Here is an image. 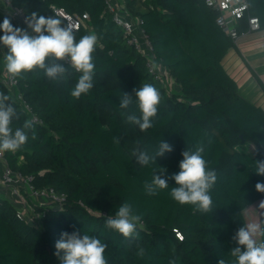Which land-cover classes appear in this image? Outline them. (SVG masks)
Listing matches in <instances>:
<instances>
[{"label": "trees", "instance_id": "1", "mask_svg": "<svg viewBox=\"0 0 264 264\" xmlns=\"http://www.w3.org/2000/svg\"><path fill=\"white\" fill-rule=\"evenodd\" d=\"M122 1L140 18L156 61L179 91L169 92L149 72L146 58L127 43L113 21L106 0H11L27 16L35 12L65 22L56 9L74 16L87 12L89 18L75 31L76 40L95 34L98 42L94 88L79 99L71 91L80 73L70 65L71 75L62 84L49 81L40 70L15 77L18 91L43 123L33 122L3 83L7 49L3 46L4 55L0 51V92L10 97L19 114L13 127L30 120L37 135L33 140L30 133L16 152H5L7 162L14 171L31 176L35 187L53 188L66 197L44 206L24 192L39 214L30 221L18 214L14 201L0 195V264H60L55 243L61 233L73 231L105 243L107 264H169L173 259L176 264H218L221 259L231 264L230 251L237 246L231 238L247 224L245 210L264 199L255 189L256 183H264V176L255 173L256 161H264V107L241 93L224 65L229 51L238 46L217 23V11L205 0ZM248 1L240 33L248 32V16L258 17L257 30H264V0ZM6 17L20 27L0 9V23ZM144 83L159 90L162 102L153 127L141 131L121 114L139 115L138 109H121L119 102L122 93L134 96L133 89ZM162 139L174 145L172 153L147 166L136 162L134 149L153 155ZM198 143L205 147L208 167L217 173L211 190L214 211L208 214L194 212L170 195L177 186L170 177L180 170L181 153ZM154 174L168 177L169 186L147 195L144 185ZM125 202L141 216L136 238L105 226ZM259 221L264 228V208ZM257 243H264V235ZM140 247L146 251L143 258L137 255Z\"/></svg>", "mask_w": 264, "mask_h": 264}, {"label": "clouds", "instance_id": "2", "mask_svg": "<svg viewBox=\"0 0 264 264\" xmlns=\"http://www.w3.org/2000/svg\"><path fill=\"white\" fill-rule=\"evenodd\" d=\"M25 24L27 28L15 27L7 17L0 23V32L3 33L0 36V45L7 49L4 56L7 72L17 77L23 73L40 70L49 81L62 84L66 83L71 75L66 66L70 65L75 72L80 73L71 96L79 99L82 94H88L94 88L93 53L98 42L97 36L88 34L77 41L76 29L72 23L55 16H38L35 12L25 18ZM133 92L134 96L122 93L119 107H135L139 115L136 111L121 114L128 124L146 131L153 127L162 96L150 83H144L138 89H133ZM9 101L10 97L0 92V152H16L21 149L28 141L30 133L33 140L37 138L30 120H25L22 126L13 127V122L19 119V114ZM114 142L119 144L120 139L114 137ZM173 151L174 145L162 139L153 155L138 148L133 150L132 155L138 164L147 166ZM204 152L203 143H198L194 150L189 148L181 153L183 159L179 163L180 170L170 177L177 185L172 187L170 195L181 205H191L194 212L208 214L214 211L211 190L217 181V173L208 167ZM163 172H166V169L161 173ZM255 173L264 176V161H256ZM168 186V177L154 174L151 182H146L144 188L147 195H155L157 189H165ZM255 189L264 193V183H256ZM259 207L264 208V201L260 202ZM140 221L141 216L135 214L131 204L125 202L119 206L114 216L107 218L105 226L125 238H136L139 236L137 226ZM257 234L264 235V228L256 223L244 224L236 230L231 238L237 245L230 251L233 258L231 264H264V243H257ZM106 248L107 245L98 238L81 235L78 231L63 232L55 243L54 255L60 264H107L104 255ZM137 255L143 258L146 255L145 249L140 247ZM169 264H176V259L170 260ZM218 264L226 262L221 259Z\"/></svg>", "mask_w": 264, "mask_h": 264}, {"label": "built area", "instance_id": "3", "mask_svg": "<svg viewBox=\"0 0 264 264\" xmlns=\"http://www.w3.org/2000/svg\"><path fill=\"white\" fill-rule=\"evenodd\" d=\"M206 4L218 13L217 23L226 31L237 46H239L240 37L247 33H240V22L249 11L250 4L248 0H205ZM106 7L112 13V19L115 24L120 27L128 44L132 45L142 56L146 58V65L149 72L160 80L165 87L171 92L170 85L175 81L167 69L155 59V51L153 43L150 41L145 28L141 24L139 17H134L122 0H106ZM0 9L10 14L21 28H27L25 18L28 17L25 11L12 4L11 0H0ZM56 13L64 17L67 22L74 25L78 29L82 22L89 18L87 12L80 16H74L63 9H56ZM260 27V20L256 16H248V32L257 30ZM29 31H31L29 29ZM0 51L3 54V45H0ZM4 55V54H3ZM3 83L9 88L11 95L15 100L19 101L22 107L31 113L33 122L43 123L42 119L36 115L24 99L21 92L18 91V80L9 74L5 68L2 74ZM172 82V83H171ZM176 83V82H174ZM173 83V84H174ZM0 162L2 165V175H0V183L6 197L16 203L18 214L34 221L39 217L35 212L34 204L29 202L24 192L39 205H48L54 202L62 203L65 200L64 194H58L53 188H37L31 180V176H25L21 172L14 171L8 164L5 152H0ZM2 195V194H0ZM31 213V217H30ZM179 237H182L178 233Z\"/></svg>", "mask_w": 264, "mask_h": 264}, {"label": "crops", "instance_id": "4", "mask_svg": "<svg viewBox=\"0 0 264 264\" xmlns=\"http://www.w3.org/2000/svg\"><path fill=\"white\" fill-rule=\"evenodd\" d=\"M252 35L245 41L239 40L238 49L229 51L224 59V65L229 73L237 80L241 93L264 107V30H254L243 34L241 38ZM175 89L180 86L175 83ZM0 175L2 165L0 162ZM0 194L3 192L0 183Z\"/></svg>", "mask_w": 264, "mask_h": 264}, {"label": "rangeland", "instance_id": "5", "mask_svg": "<svg viewBox=\"0 0 264 264\" xmlns=\"http://www.w3.org/2000/svg\"><path fill=\"white\" fill-rule=\"evenodd\" d=\"M251 36L252 35H249V36H246L244 38H241L240 41H245L246 39L250 38ZM173 83L170 85V88H169L171 90H174L175 89V86H174L175 83L174 84ZM3 196H5V195H3ZM261 201H264V199H262L260 201H257L256 203L248 206L247 209L245 210V215H246V218H247V224H249V223L260 224L259 219H260V213L262 211V208L259 207V204H260ZM30 217H31V213H30ZM256 240L257 241H260V234H257Z\"/></svg>", "mask_w": 264, "mask_h": 264}]
</instances>
